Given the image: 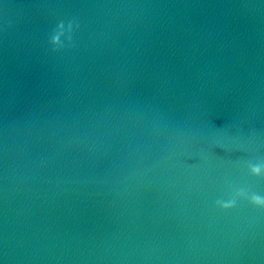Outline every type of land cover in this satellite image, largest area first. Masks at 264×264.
Instances as JSON below:
<instances>
[{"label":"water","instance_id":"obj_1","mask_svg":"<svg viewBox=\"0 0 264 264\" xmlns=\"http://www.w3.org/2000/svg\"><path fill=\"white\" fill-rule=\"evenodd\" d=\"M0 264H264V0H0Z\"/></svg>","mask_w":264,"mask_h":264}]
</instances>
